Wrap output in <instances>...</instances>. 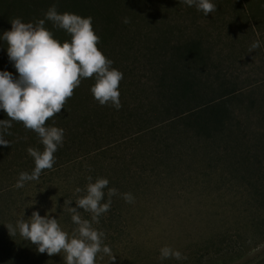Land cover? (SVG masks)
<instances>
[{
  "label": "trees",
  "instance_id": "obj_1",
  "mask_svg": "<svg viewBox=\"0 0 264 264\" xmlns=\"http://www.w3.org/2000/svg\"><path fill=\"white\" fill-rule=\"evenodd\" d=\"M212 2L216 11L205 17L179 0H0V37L11 31L12 19L36 22L54 4L60 14L91 17L98 49L123 74L119 110L95 101L94 78L82 80L61 113L46 122L64 130L53 168L23 189L32 195L39 190L41 217L50 214L72 234L76 225L64 201L76 207L85 194L76 189H85L88 176L93 182L106 178L118 195L92 226L104 233L103 243L113 251L123 247L120 258L126 264H132L134 249L122 194L145 196L154 189L164 195L177 183L236 195L232 213H220V230L205 238L207 250L194 264L235 255L241 251L237 243L264 242V80H241L226 52L233 41L248 48L259 40L264 54V0ZM45 28L59 42H70L51 22ZM0 71L18 79L3 39ZM8 119L0 110V120ZM8 131L4 138L11 145H0V264H55L54 255L39 253L6 227L10 215L1 210L10 204L6 194L18 190L14 185L21 172L34 169L27 149L43 151L37 134L21 123L13 122ZM21 195L13 202L22 203ZM78 211L91 221L89 213ZM234 224L242 228L232 234ZM251 264H264V253Z\"/></svg>",
  "mask_w": 264,
  "mask_h": 264
},
{
  "label": "clouds",
  "instance_id": "obj_2",
  "mask_svg": "<svg viewBox=\"0 0 264 264\" xmlns=\"http://www.w3.org/2000/svg\"><path fill=\"white\" fill-rule=\"evenodd\" d=\"M189 7H195L205 17L216 11L212 0H179ZM46 21L58 30H64L70 36V42L63 43L54 39L53 33L45 28ZM11 31H6L0 39L7 43V55L19 74L14 79L12 73L0 71V110L10 118L0 120V145L8 147L10 141L4 135H11L8 130L13 122L23 125L26 130L35 132L43 151L29 147L27 153L34 160L31 174L21 172L14 187L21 189L26 182L38 181L44 170H51L55 164L54 153L63 146L64 130L54 126H46V122L61 113L74 90L81 85L83 79L94 78L90 92L101 106L110 105L121 108L118 91L123 74L112 67L113 61L106 58L98 49L100 38L92 27V18H83L73 13L57 12L52 5L45 13V18L36 22L24 23L21 18L10 21ZM123 23L130 20L124 18ZM260 47L259 40L252 43L249 51ZM84 195L76 200V207H69L71 201H64L71 220L76 227L71 236L62 230L58 219L50 218V214L41 217L39 212H32L29 220L21 217L16 227L6 225L9 233L20 236L37 246L39 253L48 256L64 253L65 264H96L97 255L103 253L115 264L116 257L109 246L103 243L104 233L93 228L99 218L111 208V197L118 195L115 188H109L106 178H97L93 182L87 177ZM107 189V202L105 200ZM44 191V190H43ZM126 203H134L131 193L122 194ZM82 209L91 215V221L82 219ZM103 257L101 256V259ZM160 258L184 259L179 251L170 247L160 250Z\"/></svg>",
  "mask_w": 264,
  "mask_h": 264
},
{
  "label": "rangeland",
  "instance_id": "obj_3",
  "mask_svg": "<svg viewBox=\"0 0 264 264\" xmlns=\"http://www.w3.org/2000/svg\"><path fill=\"white\" fill-rule=\"evenodd\" d=\"M250 47L244 48L233 41L230 52L226 50L227 53H231L232 72L243 81L264 80V54L258 48L250 52ZM156 191L151 189L147 190L145 196H133L134 203L125 205L124 213L128 212L125 216L128 219L129 229L127 238H130L129 243L134 249V257L130 262L132 264H194L195 258L202 257L207 250L206 247H202L206 243L205 238L220 230L222 216L220 213H228V211L232 213L231 203L236 195L223 190L219 192L223 195L206 193L202 188L180 183L175 184L169 192L165 191L164 195ZM29 192L27 188H22L6 194L11 198L8 206L1 207L3 212L10 215V223L5 224L16 227V222L21 217L29 220L32 212H39V190L35 195ZM20 194L23 202L14 203V199ZM241 226L230 225L229 230L235 234L242 228ZM69 235L71 236L70 233ZM245 236L250 237L247 234ZM231 244L234 246V242ZM235 246L241 247V251H237L235 255L232 253L228 257L215 259L210 263L202 260L201 264H251L264 253V242H260V239L251 240L243 245L245 247L240 243ZM164 247L179 251L185 258L161 259L160 250ZM115 248L117 252L111 248L112 254L116 257L115 264H126L120 258L123 247L115 246ZM64 255V253L54 255L55 264H65ZM102 256L101 260L97 259L96 264H111L107 255Z\"/></svg>",
  "mask_w": 264,
  "mask_h": 264
}]
</instances>
